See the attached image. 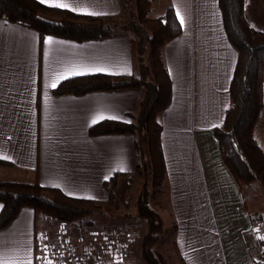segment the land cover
Segmentation results:
<instances>
[{"label": "crops", "instance_id": "0c3cea01", "mask_svg": "<svg viewBox=\"0 0 264 264\" xmlns=\"http://www.w3.org/2000/svg\"><path fill=\"white\" fill-rule=\"evenodd\" d=\"M122 1L43 4L64 3L70 7L62 9L77 14L115 17L122 13ZM161 1L155 17L172 8L181 33L162 51L171 100L159 116L166 179L157 204L164 218L157 213L163 225L166 219L173 228V244L184 264H250L256 258L248 234L254 213L211 132L223 124L230 104L237 53L224 34L217 0ZM242 9L251 27L264 32V0H244ZM129 37L75 42L47 36L39 45L36 31L0 20V157H7L0 158V181L32 182L37 170L39 185L99 203L110 198L104 182L113 174H121V181L134 173V136L93 137L88 128L94 120L130 123L141 91L57 96L51 87L83 75L137 74ZM26 209L0 230V264H11L21 248L30 250L35 216L32 222Z\"/></svg>", "mask_w": 264, "mask_h": 264}, {"label": "trees", "instance_id": "16d2710c", "mask_svg": "<svg viewBox=\"0 0 264 264\" xmlns=\"http://www.w3.org/2000/svg\"><path fill=\"white\" fill-rule=\"evenodd\" d=\"M128 1H122L123 10L119 16L101 17L77 14L37 0H0V20L36 31L39 45L47 36L75 42L130 36L138 59L137 74L72 77L52 90L57 96L133 89L141 91L136 112L129 114L130 123L104 120L90 126L88 135L134 136V173L144 179L151 176V191L143 189L134 204L135 217L144 224L142 237L137 243L139 257L143 264H160L153 247L161 237L163 221L149 205V197L151 193L157 195L161 192L166 179L159 116L170 103L171 81L166 73L162 51L181 33V27L170 7L162 17L149 19L148 12L154 0H131L134 6L127 17ZM217 3L224 34L236 51L237 60L229 82L230 104L223 124L211 132L225 168L242 191L244 187L264 180V148L254 136L261 110L264 109L261 94L264 85V32L259 33L246 21L242 9L244 0H217ZM145 52L146 59L143 57ZM142 136L146 149L142 147ZM34 175L32 182L0 181V230L10 225L22 208H30L35 217L51 216L76 229L93 225L88 221L89 216L104 213V206L100 203L71 198L60 189L43 187L37 181V170ZM120 177L121 174L115 173L104 182L110 188L109 202L113 200ZM173 249L180 263L184 264L174 244Z\"/></svg>", "mask_w": 264, "mask_h": 264}, {"label": "rangeland", "instance_id": "374dc122", "mask_svg": "<svg viewBox=\"0 0 264 264\" xmlns=\"http://www.w3.org/2000/svg\"><path fill=\"white\" fill-rule=\"evenodd\" d=\"M154 1L156 3L154 2L150 11L148 12L149 19L158 18L155 17L157 14L156 13L157 8H159L161 2H163L161 0H154ZM133 6L134 3L131 2V0H129L127 6V13H125L126 14L125 16L129 17L130 15L129 13L133 10ZM145 48H147V46H145ZM143 57L144 59L147 58L146 52L143 54ZM150 73L149 75H151ZM261 91H262L261 92L262 100H264V85H262ZM254 130H255L254 136L257 142L261 145L262 148H264V109L261 110V114L257 122L256 129ZM141 143H142V147L146 149L143 136L141 137ZM150 182H151L150 175H148L144 179L143 177L141 178L136 173H133L129 177L119 181L114 196H112L113 197L112 202H109V200L107 202H99L101 206H104L105 211L104 213L101 214H94L89 216L88 221L91 222L93 225L87 226V228L92 227V229L95 228L97 230L100 228H105L109 231L117 230V232H121V233L126 229L132 228L135 232L141 234L142 237L143 234L142 231H144V224L141 221L137 220L138 219L137 217H135L136 213H135L134 204L137 195H139L143 189L144 190L147 189L151 191ZM243 192H245L244 193V199L246 201L245 204H247V207H249L250 211L254 213L253 219H257V218L264 219V180L255 182L249 187H244ZM158 198L159 200H161L162 197L160 195H152L151 193L149 197V205L156 212H158L162 216V218H164V213H163L164 208L158 207L159 206L157 204ZM24 212L31 216L33 222V217L35 215L32 213V210L28 208ZM47 218H49L53 222V224H55L54 226H57V224L61 223L60 221H56V219L52 218L51 216H38L35 217V221L41 222L42 220H46ZM164 221L165 222L163 225V230L161 231L162 232L161 237L153 247L155 256L157 257L160 264H181L177 255H175L173 249V242H174L173 228H171V225L168 223L166 219ZM24 226L22 225V228ZM66 227H68L72 231L74 236H79L81 233H84V231L88 230L87 228L76 229L70 225H66ZM34 230H35V225L33 226L32 236H31L32 237L31 246H33V248H34V239H33ZM20 231L24 236L26 231L25 230H20ZM139 240L138 242L133 244V246L130 248V253H129L130 255L128 256V258L125 259V262H127V264H143V262L140 260L139 257V249L137 245V243H139ZM31 246L28 252L26 250H22V248L19 249L20 251L12 257L10 263L20 264L23 261L25 262L30 261L31 264H34L35 263V261H33L34 256L32 260V255H34V249L32 248L33 249V254H32Z\"/></svg>", "mask_w": 264, "mask_h": 264}, {"label": "built area", "instance_id": "2783aa9c", "mask_svg": "<svg viewBox=\"0 0 264 264\" xmlns=\"http://www.w3.org/2000/svg\"><path fill=\"white\" fill-rule=\"evenodd\" d=\"M34 225V264H127L130 248L141 237L132 228L122 233L93 228L74 236L66 225L54 226L49 218ZM248 234L249 250L256 256L250 264H264V219H253Z\"/></svg>", "mask_w": 264, "mask_h": 264}, {"label": "snow or ice", "instance_id": "6c2138e0", "mask_svg": "<svg viewBox=\"0 0 264 264\" xmlns=\"http://www.w3.org/2000/svg\"><path fill=\"white\" fill-rule=\"evenodd\" d=\"M40 2L41 3H45L46 0H40ZM50 6L59 7V8H68V7H70L69 5L64 4V3H55V4H51ZM72 10L75 11V9H72ZM87 14L91 15V14H94V13H87ZM48 42L51 43V38H49ZM73 74H80V73H73ZM56 86H57V84L55 82L51 84L52 88H55ZM100 118L103 119L104 117H100ZM96 122L97 121H95V120L93 121V123H96ZM0 158L7 159V157H0ZM28 264H31V262L29 261Z\"/></svg>", "mask_w": 264, "mask_h": 264}]
</instances>
